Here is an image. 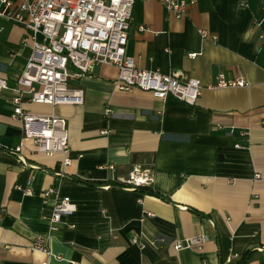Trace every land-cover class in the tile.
<instances>
[{
	"label": "crops",
	"instance_id": "0c3cea01",
	"mask_svg": "<svg viewBox=\"0 0 264 264\" xmlns=\"http://www.w3.org/2000/svg\"><path fill=\"white\" fill-rule=\"evenodd\" d=\"M192 1L177 18L159 0H135L125 51L140 68L198 78L193 104L120 89L117 67L99 63L69 82L82 87V103L53 108L67 122L65 154L24 149L20 158L0 147V264H219L247 251L246 264H264V0ZM201 28L215 40H201ZM26 32L0 18V76L9 85L30 54ZM219 72L249 85L206 87ZM11 97V89L0 94L8 146L21 132L9 118ZM22 107L51 110L29 101ZM136 165L150 168L146 184L159 195L108 185ZM49 186L54 193L45 198ZM65 195L75 210L51 229L53 197ZM38 234L46 250L30 247ZM199 234L206 238L200 248L173 246Z\"/></svg>",
	"mask_w": 264,
	"mask_h": 264
},
{
	"label": "built area",
	"instance_id": "2783aa9c",
	"mask_svg": "<svg viewBox=\"0 0 264 264\" xmlns=\"http://www.w3.org/2000/svg\"><path fill=\"white\" fill-rule=\"evenodd\" d=\"M135 0H0V18L23 26L27 32L22 43L30 47V54L13 84L9 85L5 77L0 76V94L11 89V121L20 125V136L14 145L0 147L23 157L22 152L40 151L46 155L56 152L65 154L68 150L66 119L54 112V106L60 103H82L83 89L71 86L72 79H79L93 65L109 63L117 67L115 84L120 89L132 86L148 90L158 99L172 95L179 100L193 104L200 94L202 83L198 78L180 80L157 69H143L126 54L127 31ZM173 16L179 18L186 14L192 0H159ZM140 30L145 29L139 26ZM199 37L210 36L207 29H198ZM198 52H188L190 57ZM249 82L241 75L228 78L219 72L208 88L227 86H248ZM264 86V83H263ZM23 101L45 103L51 106L48 113L32 112L22 107ZM108 112V108H105ZM32 144L27 147L24 139ZM238 145V144H236ZM64 157L62 164L67 162ZM113 168V164H107ZM151 180L150 168L134 166L121 182L131 186L143 185ZM31 193L30 188L25 189ZM54 193L49 186L42 191L46 198ZM48 217L51 229L56 228L64 214L75 210V203L68 195L54 196ZM0 208V219H1ZM74 224L70 223L72 227ZM45 235H36L30 247L46 250ZM202 234L178 239L175 248L197 247L205 242ZM238 253L227 254L221 264H232ZM47 264V262H42ZM71 264H78L71 262Z\"/></svg>",
	"mask_w": 264,
	"mask_h": 264
},
{
	"label": "trees",
	"instance_id": "16d2710c",
	"mask_svg": "<svg viewBox=\"0 0 264 264\" xmlns=\"http://www.w3.org/2000/svg\"><path fill=\"white\" fill-rule=\"evenodd\" d=\"M69 178L71 179H74L76 181H81V182H84V183H89V182H86L85 180H82L80 178H77L75 176H69ZM90 184V183H89ZM108 185L109 186H117V187H121V188H124L126 186H131L130 184L126 183V182H121V181H118V180H109L108 181ZM133 189L135 190H140L142 192H146V193H150V194H155V195H159V192L153 190L149 185L147 184H143V185H136V186H132ZM250 257V252L247 251L243 254H240L239 257L237 259H235L232 264H246L248 259ZM222 260L223 259H220V262L219 264L222 263Z\"/></svg>",
	"mask_w": 264,
	"mask_h": 264
},
{
	"label": "water",
	"instance_id": "95a60500",
	"mask_svg": "<svg viewBox=\"0 0 264 264\" xmlns=\"http://www.w3.org/2000/svg\"><path fill=\"white\" fill-rule=\"evenodd\" d=\"M0 141L2 142V143H4V144H9V142H10V138L9 137H7V136H0Z\"/></svg>",
	"mask_w": 264,
	"mask_h": 264
},
{
	"label": "rangeland",
	"instance_id": "374dc122",
	"mask_svg": "<svg viewBox=\"0 0 264 264\" xmlns=\"http://www.w3.org/2000/svg\"><path fill=\"white\" fill-rule=\"evenodd\" d=\"M45 110L44 109H40L38 112H44Z\"/></svg>",
	"mask_w": 264,
	"mask_h": 264
}]
</instances>
